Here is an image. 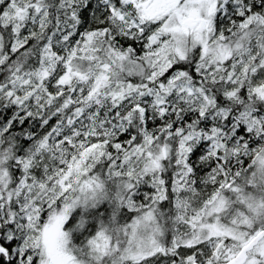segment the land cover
Here are the masks:
<instances>
[{
  "label": "snow or ice",
  "instance_id": "1",
  "mask_svg": "<svg viewBox=\"0 0 264 264\" xmlns=\"http://www.w3.org/2000/svg\"><path fill=\"white\" fill-rule=\"evenodd\" d=\"M0 264H264V0H0Z\"/></svg>",
  "mask_w": 264,
  "mask_h": 264
}]
</instances>
